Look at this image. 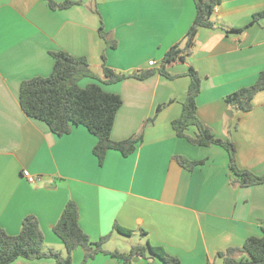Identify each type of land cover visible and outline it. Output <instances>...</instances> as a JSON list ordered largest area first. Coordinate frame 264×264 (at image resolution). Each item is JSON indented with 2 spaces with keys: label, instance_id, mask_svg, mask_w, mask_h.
Masks as SVG:
<instances>
[{
  "label": "crops",
  "instance_id": "obj_1",
  "mask_svg": "<svg viewBox=\"0 0 264 264\" xmlns=\"http://www.w3.org/2000/svg\"><path fill=\"white\" fill-rule=\"evenodd\" d=\"M71 1L76 3L54 9L47 0H0V227L15 235L23 218L33 215L44 249L65 252L53 225L66 203L74 201L79 225L92 241L111 233L102 244L105 251L128 253L148 243L180 264H223L218 252L262 235L264 182L232 183L227 151L177 136L171 122L181 114L192 67L201 80L198 118L215 137L234 142L240 168L264 173V89L253 96L247 112L224 99L252 85L264 70V16L253 18L264 11V0H219L213 26L198 28L184 60L166 65L173 77L158 71L113 83L83 77L81 86L98 82L122 99L111 138L141 135L131 153L108 149L101 162L93 153L97 138L83 125L59 136L28 116L19 103L21 82L49 75L50 51L57 50L84 56L100 77L104 64L129 75L157 69L165 52L182 44L195 5L194 0ZM100 28L115 47L106 45ZM150 59L154 66L148 65ZM195 131L190 126L186 134L193 137ZM189 161L200 163L188 167ZM23 169L36 180L28 182ZM115 224L131 235L113 231ZM83 255L82 248L74 250L73 264H80ZM52 261L19 258L11 264ZM84 264L166 263L146 250L129 261L98 253Z\"/></svg>",
  "mask_w": 264,
  "mask_h": 264
},
{
  "label": "trees",
  "instance_id": "obj_2",
  "mask_svg": "<svg viewBox=\"0 0 264 264\" xmlns=\"http://www.w3.org/2000/svg\"><path fill=\"white\" fill-rule=\"evenodd\" d=\"M52 8H66L72 6L75 1L64 0L56 3L47 0ZM219 0H194L195 16L184 35L181 43L172 45L161 59L157 69L140 71L134 74L116 73L114 70L102 66V77L94 74L89 69V63L84 56H75L63 50L50 51L54 58L52 71L47 76H36L25 79L19 88V103L22 110L30 117L44 121L52 133L63 135L70 132L75 125H83L97 138L93 147V153L102 161L108 149L120 151L128 155L135 149L141 135L130 136L122 140H113L110 136L117 110L122 104L119 94L108 92L98 82H90L81 86L79 81L86 76L96 77L103 83H113L127 76L144 79L155 71L167 76L166 65L184 60V56L193 45L195 34L200 27H212L211 15ZM264 16V11L256 13L253 18L258 20ZM100 35L106 45L115 47L116 42L109 40L107 33L100 28ZM104 59V56H103ZM187 74L190 83L182 100V111L178 118L171 124L177 136L185 137L196 145L207 146L210 144L221 145L228 153V169L232 183L240 186H249L264 182V173L255 174L242 169L236 162V146L231 139L215 137L196 114V97L200 91V77L197 71L189 67ZM264 89V70L256 81L249 86L227 94L225 102L229 107H235L238 111L247 112L251 109L253 96ZM161 105L157 107V111ZM196 128L193 137L186 134L188 127ZM180 163H183L179 159ZM200 161H189L191 167ZM113 231L124 235H131L130 229L115 224ZM53 232L60 238L65 252L49 248L44 249V235L35 216L27 215L21 222L20 230L15 235H10L0 227V264H11L19 258L24 259H52L51 264H73L72 253L77 248L84 250L82 262L93 258L98 253L110 254L113 257L129 261L132 256L143 254L146 250L151 255L158 256L166 264H180L178 259L168 255L161 247L134 245L128 253L119 251H105L102 244L107 241L111 233L102 236L97 241H92L82 230L78 222V208L74 201H68L59 218L53 225ZM223 264H264V226L261 236H248L241 246H230L224 251L218 252ZM46 264V263H45Z\"/></svg>",
  "mask_w": 264,
  "mask_h": 264
},
{
  "label": "built area",
  "instance_id": "obj_3",
  "mask_svg": "<svg viewBox=\"0 0 264 264\" xmlns=\"http://www.w3.org/2000/svg\"><path fill=\"white\" fill-rule=\"evenodd\" d=\"M155 64V61L152 59L148 61L149 66H154ZM22 175L26 178L28 182H34L37 178L35 175L31 174L27 169H23Z\"/></svg>",
  "mask_w": 264,
  "mask_h": 264
},
{
  "label": "water",
  "instance_id": "obj_4",
  "mask_svg": "<svg viewBox=\"0 0 264 264\" xmlns=\"http://www.w3.org/2000/svg\"><path fill=\"white\" fill-rule=\"evenodd\" d=\"M89 69L92 71V72H97L98 74H101V71L97 70L95 67H92V66H89ZM234 111V110H233ZM230 114H231V111H228Z\"/></svg>",
  "mask_w": 264,
  "mask_h": 264
},
{
  "label": "rangeland",
  "instance_id": "obj_5",
  "mask_svg": "<svg viewBox=\"0 0 264 264\" xmlns=\"http://www.w3.org/2000/svg\"><path fill=\"white\" fill-rule=\"evenodd\" d=\"M64 253V251H62Z\"/></svg>",
  "mask_w": 264,
  "mask_h": 264
}]
</instances>
